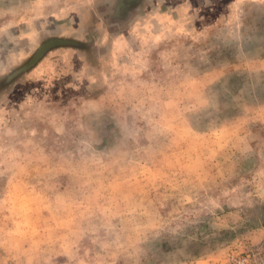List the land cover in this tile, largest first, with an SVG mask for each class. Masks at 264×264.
<instances>
[{"label":"rangeland","instance_id":"1","mask_svg":"<svg viewBox=\"0 0 264 264\" xmlns=\"http://www.w3.org/2000/svg\"><path fill=\"white\" fill-rule=\"evenodd\" d=\"M0 0V264H231L264 236V0ZM47 38L52 46L22 66Z\"/></svg>","mask_w":264,"mask_h":264},{"label":"water","instance_id":"2","mask_svg":"<svg viewBox=\"0 0 264 264\" xmlns=\"http://www.w3.org/2000/svg\"><path fill=\"white\" fill-rule=\"evenodd\" d=\"M139 0H115L113 4V12L111 13L112 18L122 19L123 15L127 14ZM64 44H77L75 41H70L66 39L60 38H47L39 44L35 52L32 56L18 69H16L13 74L19 72L20 70H24L31 66L41 55L42 53L52 46H60Z\"/></svg>","mask_w":264,"mask_h":264},{"label":"built area","instance_id":"3","mask_svg":"<svg viewBox=\"0 0 264 264\" xmlns=\"http://www.w3.org/2000/svg\"><path fill=\"white\" fill-rule=\"evenodd\" d=\"M231 264H264V236L232 257Z\"/></svg>","mask_w":264,"mask_h":264},{"label":"crops","instance_id":"4","mask_svg":"<svg viewBox=\"0 0 264 264\" xmlns=\"http://www.w3.org/2000/svg\"><path fill=\"white\" fill-rule=\"evenodd\" d=\"M264 231V230H263Z\"/></svg>","mask_w":264,"mask_h":264}]
</instances>
